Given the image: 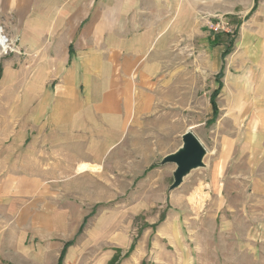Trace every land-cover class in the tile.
Returning <instances> with one entry per match:
<instances>
[{"label": "rangeland", "instance_id": "374dc122", "mask_svg": "<svg viewBox=\"0 0 264 264\" xmlns=\"http://www.w3.org/2000/svg\"><path fill=\"white\" fill-rule=\"evenodd\" d=\"M229 13L200 18L204 34L193 43L162 44L156 113L132 125L92 164L96 170L80 171L69 160L75 152L51 155L57 169L44 173L48 183L13 186V210L0 209V264H58L67 242L74 243L63 264H264V43L242 37L249 20L238 24L249 12ZM216 28L236 35L223 61ZM10 57H0V153L7 159L13 134L31 132L28 123H13ZM219 85L215 117L211 96ZM187 131L207 150L205 166L170 190L177 166L162 162ZM29 145L19 150L18 175ZM31 173L42 176L36 167Z\"/></svg>", "mask_w": 264, "mask_h": 264}, {"label": "crops", "instance_id": "0c3cea01", "mask_svg": "<svg viewBox=\"0 0 264 264\" xmlns=\"http://www.w3.org/2000/svg\"><path fill=\"white\" fill-rule=\"evenodd\" d=\"M255 5L256 0H0V26L26 51L9 58L13 123L31 129L26 136L13 134L9 159L0 153V171H9L0 178V209L13 210V186L49 182L44 173L57 169L51 155L75 152L77 158L69 160L80 171L95 166L132 125L153 116L162 44L193 43L204 34L200 18L249 12L240 22L249 20L242 37L264 43V0L253 11ZM27 142L25 173L18 175L19 150ZM35 167L41 178L31 173Z\"/></svg>", "mask_w": 264, "mask_h": 264}, {"label": "water", "instance_id": "95a60500", "mask_svg": "<svg viewBox=\"0 0 264 264\" xmlns=\"http://www.w3.org/2000/svg\"><path fill=\"white\" fill-rule=\"evenodd\" d=\"M182 141V147L175 153L167 155L162 162L163 164L171 163L177 166L174 173V183L171 185L170 190L179 188L190 172L205 166L204 160L207 150L195 134L187 131L182 136Z\"/></svg>", "mask_w": 264, "mask_h": 264}, {"label": "trees", "instance_id": "16d2710c", "mask_svg": "<svg viewBox=\"0 0 264 264\" xmlns=\"http://www.w3.org/2000/svg\"><path fill=\"white\" fill-rule=\"evenodd\" d=\"M259 1L260 0H256V5H255L253 11L256 9ZM240 25H241V23L238 24V26H240ZM223 37L227 38V40H228L226 44L222 40ZM235 38H236V35L232 36L229 32H218V33H216L215 39L213 41L214 45L215 46H221V45L225 46L224 51L222 53V59L223 60L232 53L234 46H235ZM0 76H1V70H0ZM222 77H224V66H222L221 71L218 74L217 80H220ZM221 89H222V85H219V88L211 96V105L213 108V115L215 117L218 115V107H217L216 99H217L218 95L220 94ZM73 243L74 242H67L65 244V246L63 247L62 252L60 254L58 264H63L64 259H65L66 254H67V251L73 245Z\"/></svg>", "mask_w": 264, "mask_h": 264}, {"label": "built area", "instance_id": "2783aa9c", "mask_svg": "<svg viewBox=\"0 0 264 264\" xmlns=\"http://www.w3.org/2000/svg\"><path fill=\"white\" fill-rule=\"evenodd\" d=\"M215 31L218 32L216 28ZM26 56L25 49L21 46L19 38L11 36L4 26H0V57L6 56Z\"/></svg>", "mask_w": 264, "mask_h": 264}, {"label": "bare ground", "instance_id": "6f19581e", "mask_svg": "<svg viewBox=\"0 0 264 264\" xmlns=\"http://www.w3.org/2000/svg\"><path fill=\"white\" fill-rule=\"evenodd\" d=\"M93 167H94V166H93ZM93 167L91 168V166L89 167V166L85 165L82 169H83L84 171H85V170H90V169L93 170V171L96 170V168L93 169Z\"/></svg>", "mask_w": 264, "mask_h": 264}]
</instances>
